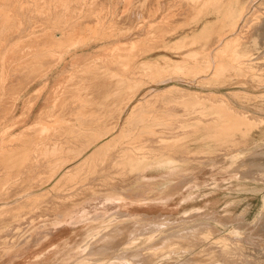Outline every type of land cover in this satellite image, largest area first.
Listing matches in <instances>:
<instances>
[{"label": "rangeland", "instance_id": "374dc122", "mask_svg": "<svg viewBox=\"0 0 264 264\" xmlns=\"http://www.w3.org/2000/svg\"><path fill=\"white\" fill-rule=\"evenodd\" d=\"M248 1L0 0V264H132L114 257L199 225L219 230L209 244H259L264 261V124L246 119H264V21L228 45ZM252 7L264 14V0ZM256 41L258 59H230ZM174 64L191 68L168 84L155 76ZM109 119L117 127L103 139ZM103 140L101 157L74 173L71 159ZM67 164L47 196L7 206ZM135 170L152 184L140 186ZM157 215L180 219L123 243V228ZM112 229L123 244L97 254L89 241ZM222 247L149 264H238L236 247Z\"/></svg>", "mask_w": 264, "mask_h": 264}, {"label": "bare ground", "instance_id": "6f19581e", "mask_svg": "<svg viewBox=\"0 0 264 264\" xmlns=\"http://www.w3.org/2000/svg\"><path fill=\"white\" fill-rule=\"evenodd\" d=\"M258 0H249L248 2H246L242 7H240V15H241V18H242V14H244V12L247 14V18L245 19V20H243V24H242V26H234V28H233V33L235 34V36H236V38H232V40L229 42V40H228V45L229 44H233L235 41H238V38H239V35L241 34V32H242V30H245V32H246V29H247V32H248V29L250 28V27H253L254 25H261V23L264 21V14H263V12H261L260 10H257V9H255L254 7H252L254 4H255V2H257ZM254 8V9H253ZM136 13H137V16H139V11H136ZM128 15H130V14H128ZM131 16H134V12H132L131 13ZM244 17V16H243ZM241 21V20H240ZM131 22V21H130ZM238 22H239V20H238ZM255 27V26H254ZM254 27H253V29H254ZM239 28H240V32H239ZM229 34V33H228ZM228 34H227V36H228ZM231 34H232V32H231ZM234 34H232V35H234ZM227 36H225V38L227 37ZM234 36V37H235ZM224 36H221V38H219V40L218 41H216V45L214 46V48H213V51H217L218 53H221L220 52V46H221V42L222 41H224ZM54 41H56L55 40V38L53 39ZM225 45V44H224ZM226 46H227V44H226ZM247 49L246 50H244L245 52H247V53H242V52H239L238 50L236 51V52H233L231 55H230V59L231 60H234V56L235 57H248V56H255L256 58L254 59V61L256 60V59H258V57H259V54L260 53H255L259 48H260V44L258 43V41H256V42H252L251 44H249L247 47H246ZM262 54V53H261ZM225 55V54H224ZM229 58V57H228ZM143 62H145V63H153V62H156V61H143ZM204 65H207V64H204ZM191 67H188V66H182V65H180V64H174L173 66H169V65H166V68H164V69H161L160 71H157L156 72V74H155V76H159L160 77V79H161V82H163V83H167L168 84V82H173L172 81V73H176V72H178L179 71V73L181 72V71H183V70H185V69H190ZM222 69H224V67H222ZM190 71H192V70H190ZM195 71V70H194ZM162 77V78H161ZM171 77V78H170ZM169 78V79H168ZM172 87H174V86H172ZM170 88V87H169ZM137 109V108H136ZM57 115V114H56ZM56 117H58V116H56ZM252 117V116H251ZM47 118V117H46ZM42 118L40 117V120H41ZM60 119V118H59ZM246 119L248 120V123L250 124V125H252V124H254V125H263L264 124V119L263 118H258V119H252V118H250V117H247L246 116ZM43 120V119H42ZM41 120V121H42ZM40 121V122H41ZM44 121V120H43ZM42 121V123L40 124V125H42V124H44V122ZM54 121V120H53ZM57 121V120H56ZM47 122V121H46ZM45 122V123H46ZM49 123H52V122H49ZM111 123H112V125H111ZM58 124V123H57ZM105 124V126H107L108 125V130L107 131H105L104 133H102L100 136L102 137L103 135H105L104 137H103V139H105V138H110L111 139V136H112V133H110L109 134V132H111V130H114L116 127H117V122L116 123H113V122H111V119H109L108 120V122H106V123H104ZM44 126V125H43ZM60 126V125H59ZM24 133V132H23ZM26 134H28L27 132H25ZM31 133H34V132H31ZM50 134V133H49ZM23 135V134H22ZM245 135H247V133L245 134V133H242V137L244 138L245 137ZM100 137V138H101ZM177 138V137H176ZM109 139V140H110ZM38 141H39V139H37ZM47 140V139H46ZM93 140V139H92ZM109 140L108 141H106V142H104V140L103 141H101L100 143H97V144H95V145H90L91 143H88V144H85L87 147H85V148H83L78 154H77V156L76 157H74V158H72L71 160L73 161V163L72 164H70V162H69V164L71 165V167H72V169L73 168H75L74 170V173L76 172V171H78L79 169H80V167L79 166H81V165H84V163H86V162H90V160H92L95 156L97 157L98 156V154L104 149V148H107L108 146H110L109 145ZM117 140V139H116ZM93 142V141H92ZM83 143V142H82ZM81 143V144H82ZM110 143H113V142H110ZM233 143V141H230L229 142V144L231 145ZM106 144V145H105ZM170 144V143H169ZM233 145H234V143H233ZM228 146V145H227ZM137 149H139L138 147H137ZM228 150H230V149H228ZM102 152H104V151H102ZM120 152V151H119ZM127 152V151H126ZM130 152V151H129ZM237 152V151H236ZM85 153V154H84ZM131 153V152H130ZM84 154V155H83ZM105 154V153H104ZM102 155H103V153H102ZM46 156V155H45ZM44 156V157H45ZM50 157V156H49ZM98 157H101V155L100 156H98ZM97 157V158H98ZM122 157V156H121ZM124 158H127L128 156H123ZM122 157V158H123ZM151 157H155V160H156V162L157 161H160L161 159H159L158 157H156V156H151ZM47 158H48V156H47ZM130 158H132V161L131 162H134V163H139L138 162V159H140L141 157H139L137 154L136 155H130ZM231 158H233V159H235V158H237V157H235V156H232ZM121 159V158H120ZM149 159H150V157H149ZM52 160V159H51ZM70 160V159H69ZM104 160V158H102V161ZM112 161H113V159H112ZM122 161H124V160H117V159H115V161H113V163H114V165L113 166H119L120 164H123V163H121ZM162 161H164V160H162ZM37 162V161H36ZM42 162V161H41ZM68 162V161H67ZM46 163V162H45ZM54 163V162H53ZM53 163H52V166H53ZM49 164H51V163H49ZM87 164V163H86ZM124 164H126V163H124ZM63 165V164H62ZM68 165V164H67ZM49 166H51V165H49ZM64 166V165H63ZM85 166V165H84ZM112 166V167H113ZM161 166H164V167H167L169 170H170V172L172 173V168L171 167H169V166H165L164 164H159V165H157L156 167H161ZM32 168H33V170L34 171H37L38 170V167L36 166V164H34L33 166H32ZM68 168H70L69 167V165L66 167H57V171H55L53 174L51 173L48 177H47V181L46 182H44L41 186H39V187H34L33 189H30L29 190V192H26V193H23L22 195H20V196H18L16 199H14L11 203H13V204H11V203H8V202H6V203H3V206L4 205H6L7 203V206H11V205H14L16 202V204H18V203H20L21 202V200H24L25 198H31L32 200H37L38 198H44L45 196H47V195H45V194H47L46 192H49V188H48V186H50L53 182V180L55 179V181L57 180V179H59L60 177H63L66 173H69L68 171H67V169ZM121 168V167H120ZM43 170L44 169H46V167L44 168H42ZM48 170H50V169H48ZM70 170V169H69ZM72 171V170H71ZM120 171V170H119ZM73 172V171H72ZM118 173V172H117ZM123 173V172H122ZM73 174V173H72ZM113 174V173H112ZM135 175H136V178L138 177L139 179V182H140V186H150L152 183L151 182H143L142 180V178L144 177V174H142L141 173V171L140 170H135V173H134ZM118 175V174H117ZM66 176V175H65ZM98 177V176H97ZM117 177V176H116ZM94 178V177H93ZM96 178V177H95ZM88 179V178H87ZM84 180V179H83ZM93 180V179H92ZM97 180H99V179H97ZM51 181V182H50ZM85 181V180H84ZM104 181V180H103ZM112 181V180H111ZM95 182V181H94ZM94 182H92V183H94ZM101 182V181H100ZM106 182V181H105ZM114 182V181H113ZM122 182V181H121ZM55 183V182H54ZM82 183V182H81ZM98 183H99V181H98ZM85 185H88V184H85ZM111 185H113V184H111ZM52 186V185H51ZM91 186V185H90ZM106 186V185H105ZM110 186V185H109ZM148 186V187H149ZM82 187V186H81ZM86 187V186H85ZM85 187H82V188H84L85 189ZM88 187V186H87ZM92 187H93V185H92ZM48 188V189H47ZM77 188V187H76ZM78 189V188H77ZM148 189V188H147ZM81 190V189H80ZM83 190V189H82ZM111 190V189H110ZM77 191V190H76ZM84 191V190H83ZM101 191V190H100ZM104 191H106V190H104ZM148 191L150 192V191H152V189L150 190V189H148ZM85 192V191H84ZM95 192H97V191H95ZM93 193V192H92ZM155 193H158V190H155L154 192H152V194H151V196H144L142 199H141V201H146V200H149L151 197H152V195H154ZM155 196H156V194H155ZM55 197V196H54ZM61 197V196H60ZM56 198V197H55ZM61 199V198H60ZM47 200V202H50L48 199H46ZM46 200H44V201H46ZM57 200H58V198H57ZM56 200V201H57ZM20 201V202H19ZM39 201V200H38ZM43 201V202H44ZM58 201H60V200H58ZM57 201V202H58ZM5 202V201H4ZM35 202V201H34ZM33 202V203H34ZM50 203H52V202H50ZM37 204H39V203H37ZM37 204H36V206H37ZM41 204V203H40ZM45 204H46V202H45ZM48 204V203H47ZM54 203H52L51 205H53ZM34 205V204H33ZM41 206V205H40ZM11 207H13V206H11ZM17 207V206H16ZM35 207V206H34ZM47 207V206H46ZM37 208H39V206L37 207ZM48 208H51V207H48ZM52 210V209H51ZM50 211V210H49ZM35 212V211H34ZM121 214H123V213H121ZM199 214H201V212L199 213ZM196 215V214H195ZM202 215H204V216H212V217H219L218 215H216L215 214V212H209L208 210H207V212H203L202 213ZM125 216V215H124ZM124 216L123 215H121V217L122 218H124ZM37 217V216H36ZM38 217H39V215H38ZM32 218H33V216H32ZM126 218V217H125ZM195 218V217H194ZM178 219H180V218H176V217H173V216H171L169 219H168V221H164L165 220V217H163L162 215H157V216H155V217H153V220H151V221H148V222H133L131 225V227H130V225H129V227L130 228H128V229H126L125 230V228H123V227H125V225H123V232L124 233H126V235L123 233V235H122V233H121V236H124L125 235V238H123V243L125 242V245H131V244H133L134 243V237L135 236H141V237H145L147 234H150V233H154L156 230H158V229H164V230H167V225H169V224H171V222H173V221H178ZM190 220V219H189ZM183 221H185V220H183ZM127 225V224H126ZM128 226V225H127ZM120 227V228H121ZM117 229L116 231H115V229H112L111 231H110V233L113 231V234L111 235L110 233L109 234H102V235H98V236H96L95 238H92L93 240H90L89 241V244H92L91 245V247H95V249H94V251L95 252H97V254H100V253H103V254H105V255H108V251H112V250H115V247L116 246H118L117 244H118V242H119V244H121L120 243V241L122 242V240H120V238H117V239H119L118 240V242L117 241H115L114 239H116V234H114V231H115V233L116 232H119L121 229ZM127 228V227H126ZM11 230H13V229H11ZM127 231V232H126ZM218 231L219 230H212V229H210V228H208V227H205V226H200L199 225V227H194V228H191V229H186V230H184V231H182L181 232V230H179V231H177V232H175V233H171V231L169 230V231H167V232H169V233H167L163 238H162V243H159V244H153V245H150V246H148V247H145V248H143L142 247V249H139V250H136V251H132V252H123L122 254H119L118 256H115L114 258H118L119 260H123V261H125V262H127V263H132V264H149V263H152L154 260H155V258L157 257V258H159L160 256H166L167 254H178V255H181V254H184V253H190V254H192L197 248H202V247H204L203 249L204 250H202V252L204 253L206 250H207V252H209L210 253V249L211 248H216V247H219L220 248V246H221V248H224V247H222V245H224V246H227L228 244H231V245H233V246H235L236 247V253H235V255H234V258H231V259H234L235 261H237V263L238 264H253V262H251V261H255L256 259H259V261H257V262H264L262 259H263V257L261 258V251H263L261 248H260V245L259 244H245V242L243 241V240H237L236 238L235 239H231V237H227V236H222V237H219L218 239H217V241L215 242V243H211V244H209V242H210V240H212L213 238H214V236L216 235V234H218ZM13 232V231H12ZM122 232V231H121ZM202 232H203V234H202ZM245 240H249V235H246L245 236ZM115 242H114V241ZM92 241V242H91ZM243 241V242H242ZM117 242V243H116ZM122 243V244H123ZM205 243V244H204ZM247 243H250V242H248L247 241ZM121 244V245H122ZM182 244V245H181ZM203 244L204 245H206V247L205 246H203ZM120 246V245H119ZM118 249V248H117ZM206 249V250H205ZM197 250H199V249H197ZM221 250V249H220ZM220 250H218V248H217V251H219L220 252ZM213 251L215 252L216 250H214L213 249ZM212 251V252H213ZM235 251V250H234ZM211 252V253H212ZM206 253V252H205ZM210 253V254H211ZM216 253V252H215ZM221 253V252H220ZM201 254V253H200ZM207 254V253H206ZM206 254H204V256L206 255ZM213 254V253H212ZM211 254V255H212ZM223 254H225L224 252H223ZM232 254H234V253H232ZM105 255H103V257L102 258H104V256ZM201 255H203V254H201ZM212 256H214V254L212 255ZM216 256H221V255H219V253H218V255H217V253H216ZM211 258V256L210 255H208V258ZM196 259V258H195ZM198 260H200L199 258H198ZM226 260V259H225ZM245 260V261H244ZM191 262L192 261H187V262H185L186 264H191ZM228 262V261H227ZM202 263V262H201ZM198 264H200V263H198ZM206 264V263H205ZM210 264V263H209Z\"/></svg>", "mask_w": 264, "mask_h": 264}]
</instances>
